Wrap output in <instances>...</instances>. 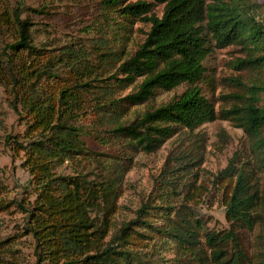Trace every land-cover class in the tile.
<instances>
[{
    "label": "trees",
    "instance_id": "obj_1",
    "mask_svg": "<svg viewBox=\"0 0 264 264\" xmlns=\"http://www.w3.org/2000/svg\"><path fill=\"white\" fill-rule=\"evenodd\" d=\"M95 16L96 40L86 45L72 39L51 49L37 43L38 28L21 8L0 0V71L9 104L25 117L24 153L34 188V200L25 210L26 228L34 239L40 261L47 264H264V85L226 78L241 88L224 97L240 99L216 110L198 83L205 77L204 61L216 48L238 45L243 57L237 69L264 70V19L255 0H100ZM161 7L160 14L155 8ZM39 15L50 10L29 8ZM124 23L119 35L133 23L149 24L137 49L120 62L105 83L91 55L104 60L119 52L103 41ZM105 51V52H104ZM142 78L136 90L122 98L115 90ZM180 84L185 90L169 101L145 109L128 122L121 121L126 105L152 101L159 90ZM124 102L125 104H122ZM91 130L106 129L109 139L122 140L130 151L151 153L180 130L192 132L218 118L231 119L248 142L247 156L234 153L216 175L223 184L221 203L228 227L210 229L183 202L197 194L194 165L201 157L179 151L166 161L149 200L134 218L117 224L120 178L130 158L88 151L81 121L93 115ZM101 136V135H99ZM82 156L93 161L94 176L78 171L58 173L66 161ZM0 184V212L17 203ZM180 199V204L174 202ZM153 202V204L149 203ZM19 205V203H17ZM254 233L248 243L244 232ZM251 247L252 253L248 251ZM175 256L166 258L165 253Z\"/></svg>",
    "mask_w": 264,
    "mask_h": 264
},
{
    "label": "rangeland",
    "instance_id": "obj_2",
    "mask_svg": "<svg viewBox=\"0 0 264 264\" xmlns=\"http://www.w3.org/2000/svg\"><path fill=\"white\" fill-rule=\"evenodd\" d=\"M100 0H8L21 8V16L29 17L38 28L35 32L37 43L45 44L48 49L54 46L67 44L72 39L82 41L86 45L96 40V30L103 24L97 25L95 16L98 14L97 4ZM260 6V13L264 19V0H255ZM29 8H42L50 10L49 15H39L31 12ZM158 14L161 7L155 8ZM116 29L109 30L104 35L103 41L111 45L119 54L114 59L102 61L103 49L96 55H91V61L98 64L99 78L108 81L107 78L120 74L118 67L123 59L133 53L138 45L143 42L149 30V24L137 21L130 27V32L123 36L119 35V26L124 23L117 18ZM1 40H6L4 37ZM105 52V51H104ZM243 57V51L238 45H228L216 48L204 61L206 68L205 77L198 83L202 94L211 99L216 110L229 108L233 104L242 107L240 99L226 98L224 96L241 90L232 81L226 78L240 77L246 84L259 82L264 85V70L237 69L234 67L237 58ZM0 71V184L6 189V196L17 203L11 205L8 210L0 212V264H47L38 259L35 251L34 239L28 234L26 228L30 217L26 213L34 200V188L31 175L24 165V153L19 150L17 143H23L25 130V117L18 114L9 104L8 90ZM142 78H136L133 83L126 87L115 90V97L122 98L128 93L136 90ZM186 85L180 84L170 91L159 90L152 101L140 105H126L125 113L121 121L128 122L141 114L149 107L159 106L172 97L181 94ZM260 104L264 106V94L261 95ZM122 104H125L122 102ZM93 123H98L93 115L87 116L81 121L87 133L84 135L88 151H97L106 154L100 156L103 159L112 158L107 155L122 158L128 157L129 167L124 169L120 178L119 198L117 200V212L115 221L117 224L132 219L142 204L149 200L152 187L160 178L166 161L179 151L190 152L194 157H201L198 165H194L191 181L198 189L191 200L183 202L185 210H194L199 216L206 220V226L210 229H223L228 227L225 220V208L221 203L223 184L216 179V175L225 167L227 161L234 153L239 156H247L248 142L240 127H237L231 119L218 118L214 121L204 123L194 129L180 130L168 138L156 151L151 153L130 151L125 142L109 139L106 129L95 132L89 128ZM101 135V136H99ZM95 163L86 157L77 158L64 162L56 169L58 173L74 175L81 171L87 173L88 178L94 174ZM93 170V171H92ZM175 204H180V199L175 198ZM153 204V202H149ZM254 233L244 232L245 242L253 238ZM249 246L248 251L252 253ZM166 258L175 255L172 252L165 253Z\"/></svg>",
    "mask_w": 264,
    "mask_h": 264
}]
</instances>
